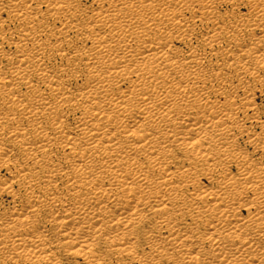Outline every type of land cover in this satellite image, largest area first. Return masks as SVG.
I'll use <instances>...</instances> for the list:
<instances>
[{
    "label": "bare ground",
    "instance_id": "1",
    "mask_svg": "<svg viewBox=\"0 0 264 264\" xmlns=\"http://www.w3.org/2000/svg\"><path fill=\"white\" fill-rule=\"evenodd\" d=\"M0 264H264V0H0Z\"/></svg>",
    "mask_w": 264,
    "mask_h": 264
}]
</instances>
